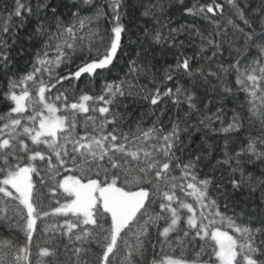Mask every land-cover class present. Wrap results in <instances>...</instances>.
<instances>
[{"label":"snow or ice","instance_id":"obj_1","mask_svg":"<svg viewBox=\"0 0 264 264\" xmlns=\"http://www.w3.org/2000/svg\"><path fill=\"white\" fill-rule=\"evenodd\" d=\"M0 264H264V0H0Z\"/></svg>","mask_w":264,"mask_h":264}]
</instances>
